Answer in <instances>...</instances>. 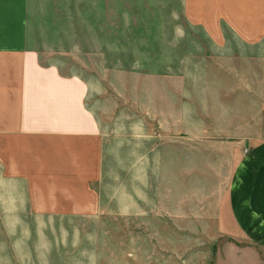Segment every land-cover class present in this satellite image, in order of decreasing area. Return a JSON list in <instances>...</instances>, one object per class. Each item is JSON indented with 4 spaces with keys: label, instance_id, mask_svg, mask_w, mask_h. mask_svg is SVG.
I'll use <instances>...</instances> for the list:
<instances>
[{
    "label": "crops",
    "instance_id": "1",
    "mask_svg": "<svg viewBox=\"0 0 264 264\" xmlns=\"http://www.w3.org/2000/svg\"><path fill=\"white\" fill-rule=\"evenodd\" d=\"M45 1L50 8L42 9L38 31L37 0H0V214H16L19 197L33 211L28 199L35 190L53 199L92 196L89 183L102 173L112 133L91 105L94 81L66 71L128 68L113 60L114 6L121 3ZM180 2L208 45H195L194 32L173 30L172 48L183 49L179 59L129 68L181 74L139 72L136 89L128 83L122 93L128 103L134 96L138 116L136 126H123V141L132 134L139 146L150 141L159 166L163 148L171 152L168 193H154L159 213L168 200L171 221L137 226L161 230L157 240L170 246L184 244L178 264L194 262V230L226 248L214 264H264V0ZM125 204L123 214L130 210ZM77 206L74 212H91L93 203ZM126 234L127 262L163 264L141 243L129 244Z\"/></svg>",
    "mask_w": 264,
    "mask_h": 264
},
{
    "label": "rangeland",
    "instance_id": "2",
    "mask_svg": "<svg viewBox=\"0 0 264 264\" xmlns=\"http://www.w3.org/2000/svg\"><path fill=\"white\" fill-rule=\"evenodd\" d=\"M44 1L37 0L34 7L33 25L38 31L43 28L42 9L46 11L48 6H42ZM117 1L121 5L114 6L113 60L115 66L128 68L66 71L82 72L83 76L94 81L91 105L96 109L101 123L112 133V140L105 143L102 173L97 180L89 183L93 189L89 192L92 196L53 199L41 197L43 191L35 190V196L28 199L32 202L33 211L26 208L25 199L19 197L16 214H0V264H137L136 257L133 263L127 262L124 232L128 233L126 237L129 244L138 246L141 243L151 256L155 255L163 264H178L180 255L185 252L184 244L173 247L168 240H157L156 233L161 230L138 229L137 223L171 221L168 200L159 213L158 207H155L158 201L154 198L158 190H161L162 195L168 193V161L171 152L168 147L163 148V164L159 166L154 164L150 141L139 146L136 134L130 135L132 138L129 143L123 141L124 136L128 137L123 133V126H136L138 116L134 96L130 97L128 103L122 93L128 83L136 89L139 72L181 74L182 70L178 68H129L155 60L169 62L171 56L174 62L179 59L183 49L175 52L172 48L171 44L177 42V39L169 37L173 30L194 32L197 36L190 40L195 45L208 43L201 35L200 23L191 25L185 18L180 0H128L133 5H127L126 0ZM45 24L48 28L47 21ZM164 34L166 36H162ZM35 39L41 44V38ZM65 40L69 41L67 38ZM86 202L93 203V206L86 208L92 209L91 212H74L78 210V203L86 205ZM128 203L130 210L123 214L122 205L127 206ZM41 209L54 211L41 212ZM123 223L134 224V229L124 231ZM144 235H147L146 247ZM192 247L193 264H214L216 255L223 257L226 251L224 246L207 243L205 235L199 230H194ZM133 254L129 252V257H133Z\"/></svg>",
    "mask_w": 264,
    "mask_h": 264
}]
</instances>
